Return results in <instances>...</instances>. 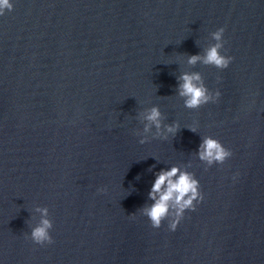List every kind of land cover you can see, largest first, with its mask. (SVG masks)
I'll list each match as a JSON object with an SVG mask.
<instances>
[{
  "label": "water",
  "instance_id": "1",
  "mask_svg": "<svg viewBox=\"0 0 264 264\" xmlns=\"http://www.w3.org/2000/svg\"><path fill=\"white\" fill-rule=\"evenodd\" d=\"M10 2L0 264H264V0ZM219 28L229 67L189 65ZM183 72H199L217 101L185 108ZM152 106L180 130L140 144L137 116ZM205 136L231 150L224 164L198 159ZM190 164L203 201L175 231L153 228L139 209L154 173ZM37 207L49 210L52 244L30 239Z\"/></svg>",
  "mask_w": 264,
  "mask_h": 264
},
{
  "label": "clouds",
  "instance_id": "2",
  "mask_svg": "<svg viewBox=\"0 0 264 264\" xmlns=\"http://www.w3.org/2000/svg\"><path fill=\"white\" fill-rule=\"evenodd\" d=\"M13 4L10 0H0V16L5 15V11H11ZM224 28H219L211 33V38L215 41L203 54L189 55L187 63L197 65L202 63L206 66H214L217 69H227L232 61L231 56L221 54L224 47ZM176 92L184 101L187 109H199L209 102H216L220 92H211L205 85L204 79L199 72H183L177 77ZM137 119L143 124L142 132L137 131V135L142 138L140 144L148 142L152 138L167 139L169 135L175 136L180 130L176 123H163L164 116L158 106L145 108L138 113ZM153 128L155 132L153 133ZM195 132V127L189 128ZM152 136H149V134ZM198 159L211 167L214 164H224L232 156L230 149L226 148L218 139L211 136L202 138L196 151ZM188 167L173 165L161 168L154 173V181L147 194V199L151 203H145L140 209L141 215L148 218L153 228L159 229L164 221H168L170 231H175L184 219L186 211H195L198 203L203 201L204 195L200 190L199 180L193 172L188 171ZM155 165L149 168L151 172ZM105 192V188L98 189ZM41 213L42 219L31 229L30 239L37 245L44 246L52 244L53 238L50 230L53 223L48 219L49 210L47 207L35 209ZM134 215V214H131Z\"/></svg>",
  "mask_w": 264,
  "mask_h": 264
}]
</instances>
